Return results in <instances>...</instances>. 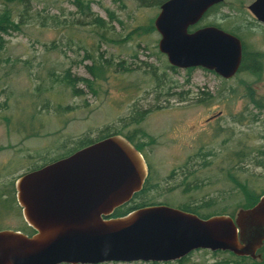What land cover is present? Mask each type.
Wrapping results in <instances>:
<instances>
[{
  "label": "rangeland",
  "instance_id": "rangeland-1",
  "mask_svg": "<svg viewBox=\"0 0 264 264\" xmlns=\"http://www.w3.org/2000/svg\"><path fill=\"white\" fill-rule=\"evenodd\" d=\"M82 1L106 21V36L115 42H102L89 25H79L73 0H31L27 23L19 32L1 36L0 65L5 69L0 68V194L7 193L10 204L0 198L2 230L20 227V217L8 200L13 178L29 165L61 157L105 132L142 129L153 138L145 146L143 173L148 168L157 188L141 194L137 203L173 208L188 204L200 215L234 216L247 205V198L264 193V171L254 166L255 154L250 153L252 145H260L256 138L253 142L250 129L264 135V115L257 124L250 123L247 107L237 99L249 92L264 95V27L255 25L251 16L250 33L246 9L253 0H224L197 25L233 33L245 50L260 55L258 69L244 67L229 79L200 68L172 69L157 50L154 29L137 36L134 29L152 25L158 6L143 7L135 0ZM6 8L12 16L18 12L14 5L0 3V13ZM84 50L92 60H83ZM65 71L83 83L73 79L67 84ZM142 108H148L142 122L126 124ZM221 124L229 127L231 139L223 147V159L216 132ZM235 152L239 162L231 157ZM186 156L193 158L184 168ZM179 168L192 176L177 188ZM173 171L175 178L169 180ZM230 261L234 259L226 252L197 250L180 263L156 264Z\"/></svg>",
  "mask_w": 264,
  "mask_h": 264
},
{
  "label": "water",
  "instance_id": "water-1",
  "mask_svg": "<svg viewBox=\"0 0 264 264\" xmlns=\"http://www.w3.org/2000/svg\"><path fill=\"white\" fill-rule=\"evenodd\" d=\"M223 1L159 5L152 26L159 36L157 50L169 66L201 68L222 79L236 74L237 37L213 25L189 31ZM246 9L264 25V0H253ZM143 172L139 153L114 135L20 176L15 200L34 233L0 230V264L168 263L197 250L254 258L264 240V195L233 217L199 218L158 204L111 218L140 191Z\"/></svg>",
  "mask_w": 264,
  "mask_h": 264
},
{
  "label": "trees",
  "instance_id": "trees-1",
  "mask_svg": "<svg viewBox=\"0 0 264 264\" xmlns=\"http://www.w3.org/2000/svg\"><path fill=\"white\" fill-rule=\"evenodd\" d=\"M135 1L138 3V5L143 6V7H150V6H158L159 7V5L165 0H154V1L153 0L152 1L151 0H135ZM0 3L2 5H11L12 4L18 10V12H16V15H14V16H12V14L9 11L8 8H6L3 12L0 13V51H1L3 49V47H4V40L1 38V36L9 35L11 32H19L21 25L26 24L27 21L31 18L32 13L31 14H29V13L32 10H31V6H30L31 0H0ZM72 4H73L75 10L77 11V13L79 14V18H81L80 21H78L79 25H81V26L85 25V24L89 25L92 28L91 29L92 32L97 34L98 40H100L102 42H109L111 40V39H109L106 36V28H107L106 25H105L106 21L104 19L94 15L92 13V11L90 10V7H89L88 3H85L82 0H73ZM216 6H218V5H216ZM216 6L210 8L208 11L212 10ZM81 20H83L84 22L81 21ZM40 25L42 26L43 23H40ZM134 30H135V32L137 33V36H138L139 33L144 34L148 30H153V28H152V25L150 24L145 29L137 28V29H134ZM228 33H230V32H228ZM110 42H115V41H110ZM86 52L87 51L84 50L85 56L83 57V60H92V57L87 55ZM1 63L2 62L0 60V64ZM0 68L1 69H5V67H3L2 65H0ZM97 69H98V66L95 67V70H97ZM88 72L94 78H96L92 70H88ZM63 78L66 81V83L70 84V85H71L72 82H74L73 79H75V82L83 83V79L82 78H80V77H77V78L71 77L69 75L68 71H65V73L63 75ZM140 118H141L140 114L136 112L134 114V116H131L129 118V122L126 123V124H135L136 125L138 123V121L140 120ZM126 124L123 125V126H127ZM134 134H138V131H136V130L134 131L133 130L131 133H122L121 131H116V132H112V133L105 132L102 136L96 138V140H100V139H103V138H106V137L118 135V136L123 137L126 141H128L133 146V148L136 151H141L140 144H137V143L134 142V138H133ZM91 142H93V140L86 139V141L82 142L77 148L71 150L67 154H69L72 151H75V150H77L79 148H82V147L90 144ZM67 154H65L64 156H66ZM53 159H51L50 161H52ZM171 174H172V172H171ZM190 175L192 176V174H190ZM13 179L10 182L11 185L13 183ZM11 185H10L9 191L11 189ZM154 188H157V184L152 183L151 173H150V171H148V175L145 178L144 183H143V188L139 192L135 193L132 196V198L128 201V203L123 204L122 206L114 209L112 211L110 217L111 218L121 217V216L127 214L128 212H131V211H133L135 209H139V208L147 207V206L158 205V204H153V203L148 204V203H145V202H138L137 203L135 201V200H137L139 198V196H141V194H143L145 192H148V191H152V189H154ZM258 197H259V195L258 196H254L251 199H250V197L247 198L248 199V203L243 208L245 209V208L250 207L257 200ZM8 199H10V201L14 205L13 196H10V194H9ZM8 207H10V206H8ZM174 208L179 209V210H181L183 212L194 214V215H196L199 218H207V217H210V216H213V215H228V216L232 217L231 215L226 214L224 212H219V213L214 212V213H210V214H206V215H200L198 213L197 208L192 207V206H190L188 204L183 205V206H177V207H174ZM16 214H17V216H19V210H18L17 207H16ZM0 230H2L1 227H0ZM12 230L19 231V232H22V233L27 234V235H30L31 233H33L32 229L29 228L28 226H26V224L24 222H22L21 219H20V227H16L15 229H12ZM227 254L230 255L231 257H233L234 261H230L229 263L224 262L223 264H261L259 262H253V261H251L250 259H248L246 257H235V256H233L230 253H227ZM186 257H184V258H182V259H180L179 261H176V262L180 263V262L184 261ZM102 264H117V263H102ZM150 264H156V263H150ZM213 264H219V263H213Z\"/></svg>",
  "mask_w": 264,
  "mask_h": 264
},
{
  "label": "flooded vegetation",
  "instance_id": "flooded-vegetation-1",
  "mask_svg": "<svg viewBox=\"0 0 264 264\" xmlns=\"http://www.w3.org/2000/svg\"><path fill=\"white\" fill-rule=\"evenodd\" d=\"M249 4H251V1H250ZM248 13H249V18H250V21H249V31L251 33V16L252 15H251V11H248ZM253 20L255 21V25H259V26L264 27L263 24L259 23L254 18H253ZM198 23L195 24L194 26L190 27L189 28V31H192L194 29L200 28L199 26H197ZM231 34H233V33H231ZM234 36L237 37V35H234ZM240 43H241V58H240L239 68H238V71L236 73H238L239 71H241V69L244 68V67H246L250 71L251 70L258 69V67L261 64V60H260V57H259L260 55H258V52H253L251 50H245L243 43L241 41H240ZM169 67H171V66H169ZM171 68L172 69H175V67H171ZM176 69H180V68H176ZM192 69H194V68H187V70H189V71H191ZM182 70H186V69H182ZM178 94H179L178 96L181 95V93H178ZM199 95H203V94L200 93ZM194 98L197 99V100H200L201 99L200 96L199 97L198 96H194ZM237 99L238 100L241 99V101H243L244 104H245V106L247 107V110H248L249 115H250V118H249V122L250 123L252 122L255 125V124H257L258 122L261 121V116L264 115V95L262 93H261V95H259V94L255 93V92H252V93L249 92V93L245 94V96H243L242 98L238 97ZM147 111H148V108H146V109L142 108V109H139V111H136L141 116L140 120L138 121V123L136 125H139L142 122L143 118L148 113ZM234 115L239 116L240 113H237V114H234ZM234 120H236V118ZM239 121L240 120L237 119L236 122H239ZM227 128L229 129V127H227ZM227 128H224V126L221 124L220 127H217V129H216L217 138H218L217 147L219 149V152H221V155H220V158L221 159L226 158V156H222L223 147L226 146L231 141V139L229 138V133H226V131L228 130ZM137 131H138V134H134L133 138H134V142L135 143L140 144L141 151H137V152L139 153V155L141 156V158L143 160L145 146L151 145L152 142H153V138L150 135L146 134L142 129H137ZM251 131H252L253 142H255V139L254 138H256L258 140L259 144H260L258 146L256 143L255 144L253 143L254 145H252V146H254V147H251L250 148V153L251 154L252 153L255 154L254 157L251 156V159L254 160L253 163H254V166L255 167H257V168H259V169H261V170L264 171V135L263 134H260L259 132L257 133L256 130H253V129H250V132ZM232 136H233V133L231 134V138H233ZM137 139H138V141H137ZM142 139H146L147 142H144ZM94 140L90 144L98 141L96 139H94ZM90 144H88V145H90ZM88 145H86V146H88ZM79 149H81V148H79ZM79 149H77V150H79ZM77 150H75V151H77ZM75 151H72L71 153L67 154L66 156L63 155L61 157L54 158L52 161H49V162L48 161H46V162L44 161V162H40V163L34 164V166L31 167V168H30V165H29L22 174L16 176L13 179V183H12L11 189H10L11 196H13V199H14L13 201H14V206L15 207H13V208L15 209V211H16V207L18 208V210H19V217L22 220V222H24V221H23L22 216H21L20 208L17 205V202L15 200V186H14L15 185V181L20 176H22V175H24L26 173L32 172L34 170H37V169H39V168H41V167H43V166H45L47 164H50L52 162L57 161L59 159L65 158V157L69 156L70 154H72ZM238 155H239V152H235L234 154L231 155V157H237L238 159L237 158L236 159L239 162V156L240 155L239 156ZM183 158H184V163H183L184 164V168H186L185 165L187 164V162L191 161V159L193 157L192 156H186V157H183ZM248 158H249V155H248ZM146 170H147V172H146L145 178L148 175V168ZM172 174H174V171L172 172ZM172 174L169 176V180H174L175 175L179 178V182L176 184L177 185L176 186L177 188H179L178 185H180L181 187L186 186L187 185V181H188V179L191 176L190 175L191 172H186L185 173V171H182V168H179V172H177V174H175V175H172ZM145 178H144V180H145ZM144 180H143V183H144ZM143 183H142L141 189L143 188ZM152 190H156V188H154ZM10 191H9V194H10ZM6 194L7 193H5V192L4 193H1L0 194V198L3 199V201H6V204H9V202L6 200ZM262 195H264V193H262L261 195H259V197L262 196ZM258 198H257V200L250 207H252L258 201ZM8 200L10 201V199H8ZM250 207H248V208H250ZM245 209H247V208H245ZM33 233H31L30 235H32ZM25 235H27V234H25ZM27 236H29V235H27ZM246 258L250 259L253 262H259L261 264H264V240L261 242L260 246L258 248H256V250L254 252V258L253 259H251L250 257H246Z\"/></svg>",
  "mask_w": 264,
  "mask_h": 264
}]
</instances>
